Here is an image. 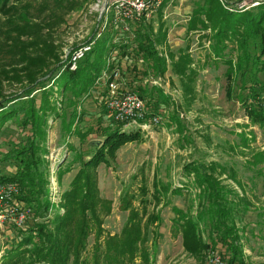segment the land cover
I'll return each instance as SVG.
<instances>
[{"label": "trees", "instance_id": "16d2710c", "mask_svg": "<svg viewBox=\"0 0 264 264\" xmlns=\"http://www.w3.org/2000/svg\"><path fill=\"white\" fill-rule=\"evenodd\" d=\"M77 2L53 0L48 5L49 15L34 19L30 2L19 6L12 0H0V13L10 16L9 27L17 32L12 36L0 29V49L9 44L13 53L19 55L21 68L33 69L25 74L27 83L21 80L24 83L21 93L7 97L0 90V134L15 135L0 141V163L13 166V171L8 172H3L0 166V185L11 184L17 188L1 209L5 213L11 208L25 213L20 226L15 214L8 215L10 223L4 227L6 248L1 254V264H155L158 231L154 226L162 221L156 206L164 200L169 204L168 198L176 195L187 196L191 201L186 208L171 207L174 212L171 226L180 233L185 251L199 260L213 252L222 264H246L241 241L248 228L246 217L258 209L256 223L261 226L264 238V204L255 207L254 196L240 180L237 170L217 161L187 163L183 168L185 179L177 185L155 178L152 190L146 181L139 185L137 193L125 188L120 195V207L128 211L127 220L119 232L112 234L105 230V219L112 212L113 201L101 194L97 168L102 163L112 166L120 148L141 141L143 136L141 129L127 131L124 122L112 117L105 105L107 89L99 93L102 116L82 128L84 111L79 110L82 101L91 96L97 83L107 87L110 76L103 81L100 77L103 72L110 73L117 68L129 88L146 99L147 119H150L160 114L158 108L169 104L171 97L157 86L148 90L143 79L164 75L167 60H171L172 69L185 90L186 101L191 103L195 98L197 71L188 52L171 51L164 55L158 49V45L167 42V29L161 21L164 3L153 17L129 21L128 29L111 19L110 27L120 26L124 35L119 41L108 42L105 38L92 43L93 38L88 40L86 44L91 47L76 60V68L71 65L79 46L73 47L63 59L55 49L48 57L44 45L49 43L50 31L78 6ZM63 9L67 10L61 13ZM158 16L154 32L153 22ZM102 22H105L104 15L100 26ZM208 29L212 52L227 65V94L241 103L249 124L264 131V80L260 77V72H264V0L251 8H238L229 0H199L187 31ZM32 49L36 54H30ZM227 49H235L236 55H229ZM51 62L55 64L49 67ZM50 81L53 85L49 86ZM66 110L70 113L64 127L89 145L85 155L80 152L70 160L65 158L64 165L55 170L60 187L65 184L61 198L55 202L50 194V162L45 157L49 120L64 116ZM172 119L180 122L177 115H172ZM105 121H108L106 125ZM239 135L243 146L251 150V139L243 131ZM71 146L70 150L74 151ZM251 158L247 162L252 166L264 162V151L254 152ZM76 163L75 175L69 183H63L65 174ZM256 171V175H264L263 169ZM225 178L238 188L225 183ZM152 202L155 206L151 210ZM91 236L94 240L89 248Z\"/></svg>", "mask_w": 264, "mask_h": 264}, {"label": "rangeland", "instance_id": "374dc122", "mask_svg": "<svg viewBox=\"0 0 264 264\" xmlns=\"http://www.w3.org/2000/svg\"><path fill=\"white\" fill-rule=\"evenodd\" d=\"M12 1L16 5L30 2L34 8V11L32 10L34 14L32 18L34 19H38L35 16H48L50 10L48 5L53 2V0H44L46 3L44 2V6L40 10L39 7L43 4V0ZM160 1L164 3L161 8V21L164 22V27L167 29V42L158 45V49L164 55L171 51L176 54L181 51L190 54L194 61L192 66L197 71L194 83L195 98L191 103L186 101L185 90L181 85L180 77L172 69L171 60H167L168 69L164 75L143 79V84L148 90L151 89V86L160 87L164 93L171 97V101L169 104H161L158 108V112L162 116L161 123L149 130H141L143 136L141 141L130 142L120 148L112 166H106L102 163L97 168L101 194L113 201L112 212L106 216L104 223L105 230L112 234L121 230L128 217V211L120 207V195L125 188H130L133 193H137L139 185L146 181L152 190L155 178L177 185L181 179H185L183 177L184 166L192 161L204 164L217 161L224 165L233 166L237 170L240 180L246 185L248 192L254 196L255 207H261L264 204V175H256L257 168L263 169L264 172V162L256 166L247 162L252 159L254 152L264 151V131L256 125H250L241 103L237 98L227 94L225 75L227 65L223 58H218L211 50L208 39L211 34L210 29L207 31H187L188 21L199 0ZM229 1H232L234 6L238 8H251L262 2V0ZM105 2L106 0H78V6L66 13L63 21L53 31H50V38L53 42L49 38L51 42L48 40L49 43L44 45L46 55L54 52L55 49L56 54L63 59L73 47L85 46L87 41L92 38V43L105 38L108 42L119 41L124 32L119 29L120 26L113 25L110 27V21L113 19V8L115 7L111 3L114 0H109L107 4ZM66 10L63 9L61 13ZM103 15L105 22H102L100 26L99 21ZM107 19L108 22H106ZM158 19L159 16L153 22L154 32L157 30ZM9 20L11 18L8 14L0 13L1 31L14 36L17 32L10 29ZM226 51L229 55H236L237 53L235 49H227ZM29 52L31 55L36 54L33 49ZM49 55L48 57H50ZM18 57L19 55L13 53L9 44L3 45L0 49V90L7 97L21 93L22 85L27 83L25 74L33 71L29 67L26 70L21 68L22 64L19 63ZM53 60V58H49V61ZM137 62L140 66L143 65L140 61ZM54 64L51 62L49 67L54 66ZM260 77L264 80V72H260ZM119 83L121 88L130 90L121 75ZM48 85H53V82L50 81ZM96 86L92 89L91 96H87L79 107V110L83 109L84 111L82 128L91 121H95L97 117L102 116V108L99 106V93L105 89L108 92V87H100L98 83ZM133 91L138 92L137 90ZM138 94L140 95L139 92ZM143 99L147 105L146 99ZM66 112L67 114L64 116L49 120L51 126L48 129V152L45 157L50 162V194L55 195L53 198L55 202L59 201L61 192L65 187V184L60 187L57 182L55 170L58 169L59 165H64L65 158L70 160L76 153L80 152L85 155L89 145V142H81L74 132L68 133L64 126L65 121L66 123L69 121L70 110H66ZM172 115H177L180 122L172 119ZM118 121L125 123L124 127L127 126L125 127L127 131L139 129L126 122L127 120L119 119ZM107 122L105 121L104 124L106 125ZM242 131L251 139V150L242 144L239 135ZM251 136H254L255 139ZM14 137L15 135L11 133L1 132L0 141ZM70 145L75 148L74 151L70 150ZM0 166L3 172L13 171V166L6 162H1ZM77 169L78 164L76 163L73 169L65 174L63 183H69ZM223 177L225 176L223 175ZM225 183L238 188L235 183L226 178ZM4 185H0V191L3 187L6 189L10 186L17 190L15 185ZM168 200L170 201L169 204H166L164 200L156 206L161 211L162 221L154 226L158 231V247L154 255L155 264H215L213 260L216 255L213 252H208L203 260H199L185 251L180 233H176L172 229V217L174 216L172 205L186 208L191 204L189 197L176 195L170 196ZM136 205H138V201H136ZM154 206L153 202L149 205L151 210ZM58 207L56 206V208ZM257 211L258 209H253L247 215L248 228L241 240L244 246L246 264H264V238L262 231H260L261 226L256 223ZM9 220L10 218L7 216L6 218L0 216V264L2 263L1 254L6 248V239L3 236L4 227L7 222L10 223ZM93 240L94 238L91 236L89 248H91Z\"/></svg>", "mask_w": 264, "mask_h": 264}, {"label": "built area", "instance_id": "2783aa9c", "mask_svg": "<svg viewBox=\"0 0 264 264\" xmlns=\"http://www.w3.org/2000/svg\"><path fill=\"white\" fill-rule=\"evenodd\" d=\"M109 0H106V4ZM160 0H114L111 5L114 4L113 18L118 24L122 23L125 29H128L129 21H137L143 17L147 19L154 16L157 9L161 5ZM110 5V6H111ZM90 45H85L74 51L73 63L71 68H76V60L83 56L84 52L90 49ZM120 70L114 68L110 73L103 72L100 79H105L110 76L111 80L107 83L108 92L106 95V109L111 113L115 120H127L132 126H136L141 130H149L153 126L161 123L162 116L160 114L152 115L150 119H147L148 110L144 99L138 94V92L133 90H125L120 87ZM127 127V126H125ZM11 185V184H8ZM5 186V185H4ZM3 187L0 191V216L3 218L8 217V215H16V223L22 225L25 213H18L16 209L11 208L9 213L3 212L1 209L5 203L6 199L11 197L17 190L14 187ZM51 198H55V195L51 193ZM213 262L215 264H222L220 258L215 256Z\"/></svg>", "mask_w": 264, "mask_h": 264}, {"label": "water", "instance_id": "95a60500", "mask_svg": "<svg viewBox=\"0 0 264 264\" xmlns=\"http://www.w3.org/2000/svg\"><path fill=\"white\" fill-rule=\"evenodd\" d=\"M108 1V0H107Z\"/></svg>", "mask_w": 264, "mask_h": 264}]
</instances>
